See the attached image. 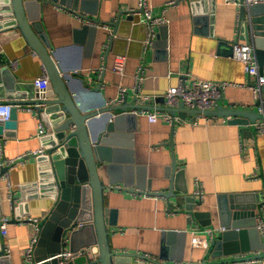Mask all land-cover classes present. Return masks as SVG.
<instances>
[{
    "label": "crops",
    "instance_id": "obj_1",
    "mask_svg": "<svg viewBox=\"0 0 264 264\" xmlns=\"http://www.w3.org/2000/svg\"><path fill=\"white\" fill-rule=\"evenodd\" d=\"M139 2L88 3L87 9H96L97 15H86L108 23H116L120 18L112 41L108 37L114 29L109 25L97 26L96 36L87 32L79 35L76 31L82 29L83 21L77 12L54 4L40 9L41 27L51 46L60 50L75 97L86 106L107 100L108 105L127 103L137 107L124 113L128 117L121 127L125 133L133 134L128 139L133 144L135 168L140 170L133 174V186L118 183L105 193L107 209L117 211V226L109 228L111 247L126 259L130 256L125 264H175L171 259L180 255L182 264H200L205 260L227 264L226 261L250 255L256 258L233 264H264V249L215 258L208 254L213 234L223 229L221 212L229 210L234 202L243 207L237 215L239 220L248 223L254 216L257 218L256 228L264 243V135L257 129L264 119L242 126L216 117L191 125L192 116L173 117L161 110L167 107L164 94L169 88L180 83L191 86L195 80L231 83L221 94L227 109L255 108L257 102L250 85L256 78L232 58V44L246 42L241 40L244 34L240 32V7L225 5L224 0H150L153 16H163L166 23L155 27L153 45L146 47L148 28ZM170 2H174L173 6L167 7ZM10 21L9 17L0 18L3 101L17 88L33 94L34 79L45 74L44 64L21 31L6 25ZM121 54L127 56V64L124 74L119 76L113 67L115 57ZM122 88L125 92L121 97ZM152 113L159 117L155 123L148 119ZM18 117L17 137L0 140V154L5 159L26 156L15 167L2 169L8 174L0 180V218L6 216L10 222L6 236L0 235V253L3 245L6 247L0 264H33L26 252L36 235L35 226L17 221H43L56 204V198L41 194L37 187L41 170L38 156L31 155L37 149H45L39 135L40 123L49 128L40 115L23 108ZM142 182L145 190L138 188L137 184ZM182 188L188 191L184 195L190 198L189 202L182 195ZM161 191L169 192L173 198L154 195ZM187 204L204 216L191 219ZM253 206L255 209H250ZM208 223L212 227L206 226ZM166 231L187 234L184 239L175 236L167 244L169 259L161 260V237ZM245 244L252 245L251 239ZM144 255L151 260L141 257Z\"/></svg>",
    "mask_w": 264,
    "mask_h": 264
},
{
    "label": "water",
    "instance_id": "obj_2",
    "mask_svg": "<svg viewBox=\"0 0 264 264\" xmlns=\"http://www.w3.org/2000/svg\"><path fill=\"white\" fill-rule=\"evenodd\" d=\"M89 2L97 3V0H0V18L9 17L11 21L6 25L21 31L28 46L44 64L50 81L45 99H40L36 91L29 94L17 88L16 91L7 94L8 101L0 100L1 103L13 106L11 119L0 123L1 138L17 137L18 114L21 107H32L36 110L50 129L47 135L41 138L46 154L38 156L41 174L37 187L41 194H51L56 198V204L50 215L40 222L41 232L34 253L36 264H125L130 258L128 256L126 259L124 254L115 253L111 247L109 228L117 226V211L107 209L105 193L108 188L118 183L127 187L133 186V174L136 169L140 170L135 168L133 144L129 140L133 138V134L125 133L121 127L124 118L128 117L124 113L137 107L127 103L108 105L107 100L94 106H86L76 98L71 86V75L62 62L60 50L51 46L40 22L42 7L49 4L63 6L77 12V16L83 21L82 29L76 31V34L85 35L87 32L96 36L97 26L109 25L114 29L113 34L108 37L112 41L118 32L120 18L116 23H108L86 15V12L97 15L96 9H87ZM6 12L8 15L3 16L2 14ZM138 13L140 12H136ZM240 23V32L244 34L241 40L254 44L260 71L264 73V2L249 8L241 6ZM259 105L257 103L253 110L247 111L227 109L221 97L214 110L203 113L209 117L228 118L230 123L247 126L264 119L258 111ZM161 110L173 117L177 115L181 117L183 114L193 117L201 113L198 109L189 110L183 103ZM99 122L102 124L98 125ZM137 185L140 190L146 188L144 182ZM181 191L186 202H189L190 198L184 195L188 191L185 188ZM154 195L173 198L169 192L163 191ZM235 198L237 199V196ZM188 205L190 204H187L186 208L189 207L187 211L191 219L204 216ZM242 208L234 202L229 210L223 209L224 212H221L223 230L213 234L214 238L208 251L212 258L250 252L251 249H264V243H261L256 228L257 218L254 216V219L247 223L237 217ZM206 226L212 227V224L208 223ZM244 228L248 229L241 230ZM186 234L167 231L162 233L161 260L169 259L167 244H170L175 236L184 239ZM248 239H251L252 245L245 244ZM3 250L5 249H2L0 257L3 256ZM80 250L86 251L73 256L72 259L64 260L59 256L64 252L73 254ZM255 258L256 256L250 255L226 262L247 263ZM171 260L175 264H182L180 262L183 261V257L180 255ZM153 262L170 264L164 261ZM200 264L215 263L205 260Z\"/></svg>",
    "mask_w": 264,
    "mask_h": 264
},
{
    "label": "built area",
    "instance_id": "obj_3",
    "mask_svg": "<svg viewBox=\"0 0 264 264\" xmlns=\"http://www.w3.org/2000/svg\"><path fill=\"white\" fill-rule=\"evenodd\" d=\"M261 2H264V0H224V4H229L237 7L246 6L251 7L254 4H261ZM174 2L168 3L166 6H173ZM139 8L143 12L144 15V25L148 28V36L145 40L144 44L146 47L153 45V42L156 37L155 33V27L160 26L162 24L166 23V19L163 16H156L154 17L150 8V0H140L139 2ZM232 58L239 61L243 64L245 72L251 76L256 78V82L252 85H250V88L255 95V100L257 103H259L258 111L264 116V73H261L258 60L255 57V46L252 44H249L247 42L241 43V42H234L232 44ZM127 56L126 55H117L114 59V67L113 71L115 74L122 76L125 72L126 68V62ZM14 66L17 65L16 61L12 63ZM139 79V77H138ZM140 81V79H139ZM34 86L36 89V94L40 99H45V96L47 92L49 91L50 87V81L48 79V76L45 72L44 75L34 79ZM232 85L231 83H218L215 81H201V80H195L193 81V84L191 86L186 85L185 83H180L179 85H176L175 87H171L168 89V91L164 94L165 96V102L167 107H176L180 103H183L186 108L189 110L198 109L201 111L200 114L194 115L190 123L191 125L197 124L200 121L209 122L211 119H215L214 116H207L203 112L204 111H211L214 110L217 106V103L219 99L222 97V92L228 86ZM125 92V88L121 89V97ZM148 98V97H146ZM8 101V100H7ZM13 106L8 103H1L0 102V123H5L9 121L11 118V111ZM28 112L32 114L39 115L36 110H33L32 107H21ZM148 119L150 122H157L159 117L157 114L152 113L148 116ZM257 129H259L260 133L264 135V124H259L257 126ZM48 130L46 129V126L44 123H40V131L39 135L45 136L47 135ZM2 138L0 137V140ZM2 141V140H1ZM2 149V147H1ZM45 149H37L35 152L31 153L33 156H43L45 155ZM26 156H19L16 159H5L3 157V154H0V180L1 178H4L6 174H8V171H3L2 169L4 167H15L18 165L19 162H23L25 160ZM11 187V185H10ZM10 222L9 218L6 216H2L0 218V235L5 237L8 232V223ZM38 219H32V218H24L19 219L17 223H31L35 226L36 229V235L33 238L32 245L27 250L26 255L29 259L33 261V264H36L34 261V251L38 244V238L41 232V227ZM223 230V229H222ZM3 248L6 251L5 245H3ZM84 251H78L76 253H69L64 252L61 253L59 256L60 258L64 260L72 259L73 256L81 255ZM143 258H146L147 260H151L149 256L144 255ZM240 258V257H239ZM254 260V259H253ZM251 262V260H250Z\"/></svg>",
    "mask_w": 264,
    "mask_h": 264
}]
</instances>
